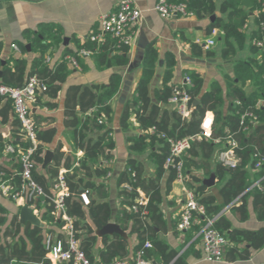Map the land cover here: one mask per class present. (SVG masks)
<instances>
[{"label": "trees", "instance_id": "trees-1", "mask_svg": "<svg viewBox=\"0 0 264 264\" xmlns=\"http://www.w3.org/2000/svg\"><path fill=\"white\" fill-rule=\"evenodd\" d=\"M184 2L187 10L192 11L197 18H210L206 33L213 29L222 31L220 55L229 60L236 56L237 50L246 43L252 55L247 59H237L234 65V77L224 76L225 87L218 82H212L210 89H204V80L195 70L183 71V77H189L192 86L185 87L191 96V113L188 118H182L176 109H163L156 103L152 104L149 97L148 85L154 75L157 62V52L152 46L147 47L142 63V73L135 87L132 104L120 117L123 130L128 126L131 115H134L141 134L127 139L129 150L136 154L149 153L150 160L155 164L153 178L144 177L143 164L131 158L126 161L125 170L117 179L119 208L114 217L116 224L128 234H135L137 242L133 252L141 249L145 242L151 246L145 249V258L155 264H187V256L192 251L189 246L181 256L170 249L159 239L154 231L159 228L166 230V224L160 210L162 195L159 182L166 172L164 163L169 155V146L165 138L182 139L201 132L200 124L205 114H213L212 135L210 138L191 142L189 149L182 155L185 173L190 181L187 186L194 190L196 199L204 207V215L196 216V222L186 230L187 237L191 238L202 231L208 219H212V227L222 234L227 243L224 248V259L227 261L248 260L254 251L264 247V226L255 230L233 227L231 221L222 213L224 208L234 214L239 221L249 218L248 203L258 221H264V164L260 169L254 167L258 160L264 162V43L262 47L252 44L254 40L264 42V28L259 26L264 21V0H168ZM254 14V29L247 32L245 24L248 14ZM219 14L220 16H216ZM62 42L61 28L56 24L39 23L36 29H26L22 40L15 41L20 56L13 53L2 61L0 60V84L12 88H21L28 77L36 76L46 85V90L37 96L35 106H46L48 109L56 107V103L45 101L55 99L62 84L66 81L72 69L66 59L57 61L52 67L45 62L49 50L58 47ZM26 45L29 46V50ZM193 51L199 46L192 44ZM91 51L90 58L97 69L103 70L112 67H122L127 64L129 47L121 45L115 38L104 36L100 43L93 42L89 37L78 45V50ZM212 51H206L207 55ZM33 54V58L25 57ZM71 55L76 63V70L86 71L88 66L84 58L77 55V51H65L64 55ZM200 54V51H199ZM174 59L167 58L166 69L163 74L162 87L155 92L158 103L166 104L172 95V89L179 83L172 84ZM249 81L252 91L246 93L245 87ZM121 82L118 73H112L106 84H92L90 86H70L66 94L65 115L69 118L68 126L73 128V150H81L82 156L65 155L55 150L51 162L42 170L45 144L55 137V129H41L38 126V117L32 112L35 121L36 149L32 154L35 162L33 177L43 188L45 196L38 197L29 206L37 211L40 220L38 224L22 223L20 208L9 218V211L0 204V264H49L46 258L45 239L51 236L55 240L64 239V221L53 215V206L49 198L54 194L53 185L61 168L65 172V182L69 196L65 198V213L72 219L75 237L80 249L91 262L105 263L113 259H129L128 242L126 239L114 235L112 238L103 236L102 246L95 255L92 250L96 243L95 230L105 226L111 219V210L108 202H96L92 198L95 193L99 199L107 197V185L104 182L111 168L108 166L113 157L115 143L109 124L113 119V111L109 105L110 99L117 93ZM1 98V97H0ZM4 99V98H3ZM8 104L10 100L6 99ZM198 104L193 107V101ZM263 101L262 103H259ZM12 104V103H11ZM78 106V110H76ZM245 112L252 117L242 119ZM77 113H88L85 118ZM17 120V119H16ZM18 122V121H17ZM98 130L96 138L89 137L88 133ZM219 140V142H214ZM228 142H235L234 153L239 163L233 168L220 164L215 154L229 148ZM11 144L14 152L8 153V158L14 164V170L0 167L5 172V179L14 185L20 184L18 150L26 151L31 143L23 139L17 129L12 141L0 143V155L5 144ZM213 173L217 179L218 194L222 202L209 194V188L202 183L194 171H201L204 176ZM175 179L173 170H170L167 183L170 185ZM255 183L258 185L254 186ZM88 191L89 203L84 205L80 199L82 191ZM141 190L147 198L145 205L136 201ZM168 191V190H167ZM10 199V198H9ZM11 200V199H10ZM174 227V226H173ZM199 256L198 254H196Z\"/></svg>", "mask_w": 264, "mask_h": 264}, {"label": "crops", "instance_id": "crops-1", "mask_svg": "<svg viewBox=\"0 0 264 264\" xmlns=\"http://www.w3.org/2000/svg\"><path fill=\"white\" fill-rule=\"evenodd\" d=\"M120 1L121 0H0V60L4 61L11 53L17 57L21 55L20 52L15 51L12 46L15 45V41L22 40L23 32L26 29L34 30L39 23H51L58 25L62 31L61 44L49 50L45 57V62L52 67L57 61L62 60L66 56L64 55L65 51H77L78 45H81L91 34L98 30L99 18L115 9ZM156 1L157 0H134L135 4L141 10V18L132 28L133 41L129 46L127 53L128 62L126 65L99 70L95 67L90 56L86 58L82 57L84 58L85 64L88 66L87 70H76L69 64L72 71L62 84L58 96L53 100L43 98L42 103L45 101L54 102L56 103V107L52 109H48L44 105L36 108L35 106L32 107V112L36 114L39 119L38 126L41 129L54 128L56 132L54 139L50 143L45 144L43 155H45L47 151H50L52 152L53 158L55 150L58 149L59 153L64 154V156L70 155L80 158L82 156V151L73 150V128L68 126L67 121L69 118L65 115V101L68 88L77 85L82 87L92 84H106L112 73H118L120 75L121 82L119 89L109 101V105L113 111V119L108 126L112 130L115 148L113 150L112 160L108 164L111 171L104 180L107 185V197L105 199H99L95 193L92 194V198L95 199L96 202H108L111 210V219L109 222L113 223H115L114 217L120 202L118 198L117 179L120 173L125 170L126 161L131 158L139 160L144 166L143 175L145 178H153L155 175L156 167L150 160L148 152L136 154L129 150L127 139L131 136H138L141 134L134 115H131L125 130H123L120 125V117L123 111L127 107L129 109L133 108L132 97L142 73V63L147 47L152 46L157 52L155 72L148 85L149 97L151 103H157L162 111L163 109H175L171 103L167 102L164 105L158 103L155 99V92L162 87L163 74L166 69L169 55L174 59L171 79L172 84L181 82L183 71L191 69L201 74L204 80L205 90H209L214 81L218 82L222 87H225L224 76L229 75L234 77L233 67L237 59L242 60L253 56L256 58L258 57L257 55L251 54L248 43H246L242 49L237 50L234 58L229 60L223 59L220 55V38L222 36V31L216 28L208 35L206 30L209 22H211L209 18L199 19L193 16L163 19L154 10ZM216 16L220 15L216 14ZM245 25L247 27L245 28L247 32L254 29V14H248V20ZM64 39H66V43ZM208 40H213L214 44L208 45ZM192 44H196L200 47V54L198 50L193 51ZM206 51H212L213 53L207 55ZM33 56V54H28L25 57L31 59ZM245 90L246 93L252 91V86L249 81H247ZM78 109V106H76V110ZM87 115L88 113H84L83 115L77 113L78 118L81 117L82 119ZM209 117H211V115H209ZM17 129H19V124L14 116L11 102L8 104L6 99L0 98V143H5L6 141L11 142L13 134ZM99 134L100 132L98 130H92L88 133L91 138H96ZM6 145H9V143L5 144V146ZM7 154L8 153L5 152L4 149L0 155V167L13 171V163L15 162H12ZM217 157L218 154H215L216 159ZM164 168L166 172L159 182L160 193L162 195V202L159 207L166 224V230L163 231L159 228H155L154 233L159 239L164 241L170 249L177 252L176 257L181 256L189 246H192V251L187 256V264H264V247L254 251L248 260L227 261L224 257L220 261L205 260L201 249L202 231L188 238L186 231L179 232L176 229L178 215L183 203V184L173 180V182L168 185L167 180L171 169L165 166ZM42 169L44 168L40 167V170ZM60 170L64 169L61 168ZM210 170L211 174L214 175L213 164H211ZM193 174L201 177L202 182L211 176L210 174L206 177L199 170L194 171ZM187 181L188 183L191 182L188 176ZM187 181L185 183L186 186ZM208 188V193L214 195L218 203H221L222 200L218 194L216 178L214 185ZM138 194L139 198H137L136 201L142 200V204L145 205L147 203V198L144 193L139 190ZM0 204L9 211V218L17 212L18 207L22 208V206L10 200L9 197L1 194ZM248 211L249 218L245 221H239L228 208H224L222 213L226 215L235 228L255 230L264 226V221H258L256 219L250 201L248 203ZM196 221L197 220H195V222ZM123 232L127 235L124 239L128 242V257L132 258L135 254L133 252V247L137 242L136 235H130L127 231ZM114 235L117 234L103 236L112 238ZM96 236L97 240L92 250L95 255L102 246L101 238L103 237L97 234Z\"/></svg>", "mask_w": 264, "mask_h": 264}, {"label": "built area", "instance_id": "built-area-1", "mask_svg": "<svg viewBox=\"0 0 264 264\" xmlns=\"http://www.w3.org/2000/svg\"><path fill=\"white\" fill-rule=\"evenodd\" d=\"M154 10L163 19L177 17H193L194 13L187 10L184 2H171L168 0H157L154 5ZM141 18V10L135 4L134 0H121L117 7L107 14L99 18L98 30L89 36L93 42L100 43L104 36L115 38L121 45L130 46L133 41L132 28L138 23ZM259 26L264 28V21L259 23ZM244 28H247L246 25ZM208 45H213V40H208ZM263 41L254 40L252 44L257 47L263 46ZM15 51H19L18 47L12 46ZM91 51L86 49L77 50V55L81 57H89ZM64 59L68 60L73 67H76L74 58L71 55H66ZM264 80V72L262 74ZM192 86L189 77L184 76L180 85H175L172 89V95L168 99L176 109L177 113L182 118H188L191 113L190 101L191 96L187 93L185 87ZM46 90V85L41 82L36 76H30L21 88H12L0 84V97L9 99L12 103L14 116L18 121L19 130L22 133L23 139L31 143V146L26 151L18 150L19 162L21 169L19 173L20 184L14 185L10 180L5 179V172L0 171V194L9 197L17 205H27L33 215L37 216V211L32 204L38 197L45 196L43 188L39 185L34 177L35 162L32 159V154L36 149V131L35 121L31 116V109L36 102L37 96ZM260 101L259 103H262ZM211 115V117H209ZM252 117L251 113L245 112L242 119ZM213 114L207 112L201 121V132L195 135L187 136L182 139H173L165 137L164 134L159 135L165 138L169 146V155L167 156L164 166L173 170L175 181L183 184V203L178 215L176 229L179 232L188 230L195 222L196 216L204 215V207L196 199L194 190L185 185L187 175L182 155L189 149L191 142L201 140L202 137L210 138L212 135ZM219 142V140H214ZM229 148L220 152L217 161L227 168H233L239 160L234 153L236 147L235 142H228ZM5 152H14V147L9 144L5 146ZM264 162L258 160L254 167L260 169ZM65 170H60L53 185L54 194L50 200L53 206V215L64 221V239L55 240L51 236L45 239L46 258L49 264H155L151 260L145 258V249L151 246L149 241L145 242L143 247L137 250L132 258L129 259H113L110 262L96 263L91 262L85 253L80 249L78 241L75 237L72 219L65 213L64 200L69 196V191L65 182ZM258 185L255 183L254 186ZM80 199L84 205L89 203L88 191H82ZM142 204V200H137ZM212 219H208L201 232L202 252L203 257L207 261H220L224 256V248L227 243L225 237L212 227Z\"/></svg>", "mask_w": 264, "mask_h": 264}, {"label": "water", "instance_id": "water-1", "mask_svg": "<svg viewBox=\"0 0 264 264\" xmlns=\"http://www.w3.org/2000/svg\"><path fill=\"white\" fill-rule=\"evenodd\" d=\"M214 18H215V16H211L209 18V20L213 21ZM64 42L66 43V39H64ZM26 47L29 50V46L27 45ZM3 63H4V61H2V64ZM197 104H198V101L194 100L193 106L195 107ZM51 160H52V152L47 151L45 153V155L43 156V163H42L41 167L45 168L51 162ZM202 183L208 187L213 186L215 183L214 175L211 174V176L209 178L203 180ZM20 219H21L22 223H25V222H30L31 224H38L39 223V219L35 215H33L32 210L27 205L22 206V208L20 210ZM96 234L98 236L117 234L123 238L127 237V235L121 230L119 225H117L116 223H113V222H109L105 226H103L102 228L96 230Z\"/></svg>", "mask_w": 264, "mask_h": 264}]
</instances>
